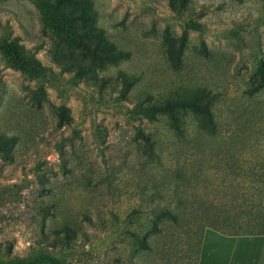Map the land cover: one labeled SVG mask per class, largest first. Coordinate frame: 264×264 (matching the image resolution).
I'll use <instances>...</instances> for the list:
<instances>
[{"label":"rangeland","instance_id":"374dc122","mask_svg":"<svg viewBox=\"0 0 264 264\" xmlns=\"http://www.w3.org/2000/svg\"><path fill=\"white\" fill-rule=\"evenodd\" d=\"M173 2L0 0V41L48 69L34 78L0 51V264H196L218 213L256 208L264 0ZM81 27L122 57L83 77L64 69ZM204 95L214 134L190 109L182 133L146 116Z\"/></svg>","mask_w":264,"mask_h":264},{"label":"trees","instance_id":"16d2710c","mask_svg":"<svg viewBox=\"0 0 264 264\" xmlns=\"http://www.w3.org/2000/svg\"><path fill=\"white\" fill-rule=\"evenodd\" d=\"M172 5L174 2L172 0ZM102 31L98 29H90L87 31L84 28L77 30L78 36V55L71 57L68 61H60V65L67 71L74 72L78 77H83L87 72L94 70L93 62H97L101 68L106 67L109 63H115L123 55V52L114 47L110 40H108ZM0 51L22 72L29 74L34 78H42L46 76L48 69L44 67L41 62L36 59L31 53L27 52L22 45L17 42L0 41ZM82 59H79V58ZM172 60L176 56L170 51ZM259 78L256 80L254 90L258 91L264 87V66L259 68ZM183 97L178 101H166L162 105L148 104L146 116L155 118L158 114L167 115L171 126L178 132L182 133L184 130L180 123V114L182 111L190 109L194 111L196 118L199 121V127L208 133L214 134L216 132V119L213 112L214 101L213 97L204 95L203 97ZM68 114L66 109L61 108L59 111L60 122L66 120ZM146 148H153L154 141L151 140L150 135L146 136ZM264 175L258 177V187L264 185ZM261 203L264 204V187L258 190L256 200V208L251 210L248 214L246 211L242 212L236 209L232 211H221L215 217L214 223L209 225V228L215 229L225 235H264V207L261 208ZM244 210V209H243ZM167 214V212H165ZM171 215V214H170ZM229 222L228 221H231ZM204 235V234H203ZM202 239L197 253V262L199 263Z\"/></svg>","mask_w":264,"mask_h":264},{"label":"crops","instance_id":"0c3cea01","mask_svg":"<svg viewBox=\"0 0 264 264\" xmlns=\"http://www.w3.org/2000/svg\"><path fill=\"white\" fill-rule=\"evenodd\" d=\"M198 264H264V235H225L207 228Z\"/></svg>","mask_w":264,"mask_h":264}]
</instances>
